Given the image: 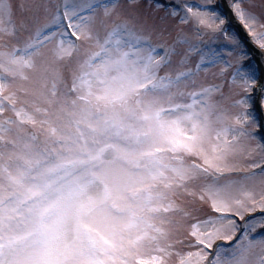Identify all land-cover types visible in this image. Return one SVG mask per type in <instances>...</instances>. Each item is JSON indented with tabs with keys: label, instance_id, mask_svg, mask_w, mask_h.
I'll return each instance as SVG.
<instances>
[{
	"label": "snow or ice",
	"instance_id": "snow-or-ice-1",
	"mask_svg": "<svg viewBox=\"0 0 264 264\" xmlns=\"http://www.w3.org/2000/svg\"><path fill=\"white\" fill-rule=\"evenodd\" d=\"M262 19L0 0V264H264Z\"/></svg>",
	"mask_w": 264,
	"mask_h": 264
},
{
	"label": "rangeland",
	"instance_id": "rangeland-1",
	"mask_svg": "<svg viewBox=\"0 0 264 264\" xmlns=\"http://www.w3.org/2000/svg\"><path fill=\"white\" fill-rule=\"evenodd\" d=\"M192 2L193 3H196V2H199V0H192ZM260 2V0H257V3H259ZM260 23H264V19H262L261 21H260ZM234 98H237V97H234ZM253 99V98H252Z\"/></svg>",
	"mask_w": 264,
	"mask_h": 264
},
{
	"label": "water",
	"instance_id": "water-1",
	"mask_svg": "<svg viewBox=\"0 0 264 264\" xmlns=\"http://www.w3.org/2000/svg\"><path fill=\"white\" fill-rule=\"evenodd\" d=\"M221 3L224 5V3L222 2V0H221ZM225 9H226V7H225ZM227 10V9H226ZM233 23L235 24V22H234V19H233ZM244 36V35H243Z\"/></svg>",
	"mask_w": 264,
	"mask_h": 264
}]
</instances>
